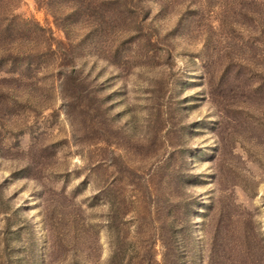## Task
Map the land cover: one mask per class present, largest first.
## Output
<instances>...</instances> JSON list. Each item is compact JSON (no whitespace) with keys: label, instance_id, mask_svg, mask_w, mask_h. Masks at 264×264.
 Returning a JSON list of instances; mask_svg holds the SVG:
<instances>
[{"label":"rangeland","instance_id":"obj_1","mask_svg":"<svg viewBox=\"0 0 264 264\" xmlns=\"http://www.w3.org/2000/svg\"><path fill=\"white\" fill-rule=\"evenodd\" d=\"M239 1L139 0L135 30L15 0L73 58L0 70V264H264V19Z\"/></svg>","mask_w":264,"mask_h":264},{"label":"trees","instance_id":"obj_2","mask_svg":"<svg viewBox=\"0 0 264 264\" xmlns=\"http://www.w3.org/2000/svg\"><path fill=\"white\" fill-rule=\"evenodd\" d=\"M39 6L41 4H55L58 0H34ZM69 5L65 16H68L70 21L74 20L76 16L80 18H89L94 23H99L102 19L104 9L106 13L115 11V15L121 18L128 19L132 26L137 30L141 27L137 17L136 8L139 0H61ZM255 0H240L239 6L241 12L246 14V7L249 6L250 16L253 17L254 22L258 25L260 19L264 16L257 14L251 6L255 4ZM16 3L15 0H0V70L2 71H18L17 74L22 76L24 71L30 74V70L39 66L45 67H62L67 66L72 62V54L69 52L70 39L60 40L54 38L49 29L42 26L38 20L32 16H22L13 12ZM244 9V11H242ZM113 10V11H112ZM261 16V17H258ZM55 18V16H54ZM138 18V17H137ZM224 23L228 25L229 29H236L233 27L232 19L223 17ZM234 22V21H233ZM256 26V25H255ZM253 27V29L255 28ZM227 43V42H226ZM227 59L223 64V69L234 68L239 63L238 58L233 50V44L227 43L225 48ZM244 58V57H241ZM245 63H247L245 61ZM7 65L5 69L2 68ZM62 72L61 84L63 80L70 81L71 79H78L79 76H72L70 71H74V67H70L69 73ZM5 77L0 78V99L1 97L10 96L9 99L15 101L18 96L13 89V84H6L3 80ZM15 77L11 78L13 82ZM9 82V83H10ZM6 84V85H4ZM221 255V254H218Z\"/></svg>","mask_w":264,"mask_h":264}]
</instances>
